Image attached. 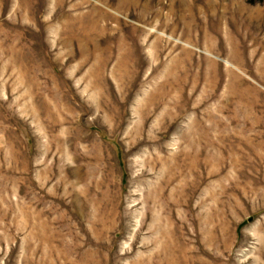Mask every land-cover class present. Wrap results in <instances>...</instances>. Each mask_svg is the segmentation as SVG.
<instances>
[{
	"label": "rangeland",
	"instance_id": "obj_1",
	"mask_svg": "<svg viewBox=\"0 0 264 264\" xmlns=\"http://www.w3.org/2000/svg\"><path fill=\"white\" fill-rule=\"evenodd\" d=\"M0 264H264V0H0Z\"/></svg>",
	"mask_w": 264,
	"mask_h": 264
}]
</instances>
